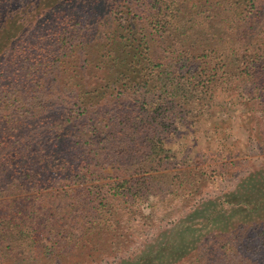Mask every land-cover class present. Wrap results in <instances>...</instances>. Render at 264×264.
Listing matches in <instances>:
<instances>
[{"label":"trees","instance_id":"1","mask_svg":"<svg viewBox=\"0 0 264 264\" xmlns=\"http://www.w3.org/2000/svg\"><path fill=\"white\" fill-rule=\"evenodd\" d=\"M233 99L264 155V0H0V264H252L264 179L170 147Z\"/></svg>","mask_w":264,"mask_h":264},{"label":"rangeland","instance_id":"2","mask_svg":"<svg viewBox=\"0 0 264 264\" xmlns=\"http://www.w3.org/2000/svg\"><path fill=\"white\" fill-rule=\"evenodd\" d=\"M223 100L219 98L216 101L223 105L225 104ZM234 100L236 99H233L231 102H234ZM234 103L235 104L229 108L227 113L220 111V109L217 110L219 111L217 113L218 116L223 120L222 124L218 127L215 128L211 124V120H208L199 125V131L195 134H192L191 131L189 132L190 135L183 140H177L178 142L176 143V140L170 141V147L181 156L186 153L184 150L185 148H190L192 150L190 154V156H192L190 159L192 163L196 162L194 165L198 164L201 168L209 171L212 177L211 182L214 183L205 189L201 198L204 200L217 198L228 192H234L238 189L240 179L249 176L250 173L255 182H261V180L264 179V155L261 153L253 133L246 129L239 117L242 108L240 105L236 104L238 101ZM229 104L230 102L227 106H229ZM191 161L188 160V163ZM230 162H235L236 165L227 169L228 175L217 177L216 174H218L220 167ZM215 170H217V173ZM257 196L259 195L257 194L256 197ZM187 211V209L179 211L178 215L173 219H166L163 220L162 223H158L159 226L144 227L143 232L137 235L136 243L126 251V254L143 251L148 241L160 234L163 227L175 223L180 219L179 217L186 214ZM239 235L243 237V245L240 248H235V250H252L247 257L253 259L251 263L253 264L261 260L260 263L264 264V237H248L253 236V234L247 229H242ZM206 241L211 244L213 240L209 238ZM252 242L256 243V245H253ZM209 247L210 246H208V248ZM258 250L261 251V255L256 259L255 256ZM112 262H114V260L109 259L103 263L111 264Z\"/></svg>","mask_w":264,"mask_h":264}]
</instances>
